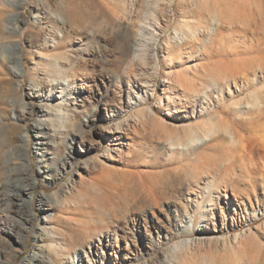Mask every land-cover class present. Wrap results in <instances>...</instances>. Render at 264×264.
<instances>
[{
	"label": "bare ground",
	"instance_id": "6f19581e",
	"mask_svg": "<svg viewBox=\"0 0 264 264\" xmlns=\"http://www.w3.org/2000/svg\"><path fill=\"white\" fill-rule=\"evenodd\" d=\"M26 1L28 0H0V22L5 26V29L10 17L9 10L25 7ZM171 1L166 0L163 5L160 0H155V2L146 1L148 5L153 6H150L146 11H142L136 20L132 16L128 17L127 25L130 28L125 26L126 23L124 24L123 22L121 29L117 31V37L122 40L120 51L122 50V53L128 58V65L131 67V73L126 75L122 86H119V80L116 84L117 89L120 91L119 93L123 96L111 99L109 104L106 103L98 107L95 113L90 115L88 120H85L89 125L95 122L97 118L107 123L105 130H102L100 134L106 144L104 156L107 160L114 159L124 163L132 158L134 143L127 135L134 131V121L130 122L127 118H122V113L146 103L148 97L155 92L162 61L168 60L172 62L174 53L181 46L189 47L192 44L214 43L216 39L223 41L225 38H213L220 32L222 25L219 11L225 9L226 12L233 13L237 9L233 7V3L230 0L200 1L196 6L200 11L207 9L208 1H210L211 7L215 10L209 20L210 24L204 27L192 25L182 15L185 13L182 11L179 16L183 18L178 21L174 32L169 33L165 37L163 45L159 46L160 59L157 55L160 35L167 23L173 20L172 15L169 14L173 12ZM59 4L60 11L58 12L51 9L49 5L45 4L44 10H42L41 6L37 8V4H35L36 10L32 11L33 18L29 36L36 38L38 33L35 31H42L41 29L45 28L40 27L43 16L50 21L49 28L43 32L48 35V40L52 41L53 46L59 45L58 43L63 41L64 38L65 40L69 38L73 28L78 30L79 27L76 28L75 26L74 16L76 14L73 15V9L69 8L68 4L62 0H59ZM131 8L132 5L130 10ZM139 21L143 24L141 27L137 26ZM154 25L159 29L155 30L153 28ZM20 32L21 27L15 24L13 28H8L7 33L4 32V36L1 34L3 37L0 38V75L10 76L11 79L16 80L15 90L20 88L21 79L25 76L26 70L22 56L24 48L22 46L17 48L18 44L15 42V37ZM254 39H235L234 43L239 42L240 44L236 43L231 46L229 53L232 59L229 62L226 59L216 61L219 65L225 64L226 66L229 64L231 66L229 71L227 70L223 74L219 73V75L208 73L209 84L207 86L203 85L200 90L191 87V85L183 86L180 77L175 72H168V70V73L166 72L163 76L162 90L166 94L167 106L171 105L173 107L174 115L172 116L184 121L194 118L203 119L201 126L186 125L184 136L174 135L172 132V135L168 133L169 135L164 136V142L162 141V143L166 154H177L178 157L190 155L189 157L195 161L205 162L208 161L211 154L208 155L206 150H223L225 146V150L227 149L226 153H224L225 155L221 152L223 157L219 156L218 158L222 157L219 161H217V157H213L214 160L210 158L212 160L208 162L211 165H205L207 162L204 164L201 162L206 167L203 168L200 165L202 169L186 173L185 179H183V186L179 187L180 189L177 191L176 201L167 199L173 202L167 204L164 215L166 220L175 226L174 231H171L166 226L167 224L164 220L155 219L154 215L152 217L155 221L147 217L146 212L151 208L148 205V207L139 209L140 214L137 217L134 218L132 216L133 221L130 225L127 223V217L120 218V232L118 228L94 231V228L88 225L87 222L78 221L75 225L79 230L78 234L81 236V242L77 245L66 242L61 246L55 238L53 230L48 229L45 226L46 224H43L36 230L34 240L38 242L43 241L44 238H51L52 241H48L47 253H44L42 249L33 250L22 264H125L130 260L128 258L129 252L134 254L135 258L133 260L136 261L135 264H179L186 253L194 249L186 239L167 246L165 252L158 257L159 261L152 263L141 259L144 258V254H148L147 252L158 249L162 245L161 239H163V242H167L180 233L186 234L194 229L200 228L208 232L213 231L212 228L216 230L218 224H221V227H228L230 224H241V218L245 222L262 216L264 214V172L260 178H251L242 172H237L238 158L236 157V154L241 156L247 146H249L244 136V132L249 131V129L254 132L251 133L253 134L251 137H254L264 149V38ZM249 40L253 41V43L246 45ZM101 46L97 42L94 46L95 54L82 55L78 53L75 59H72L71 55L63 51L46 56L49 66L46 68V75L42 79V83L44 81L49 86L58 84L60 92L59 95L53 96L51 93L52 86L48 88L49 94L45 97L47 103L43 105L50 111L49 113L47 112L48 123L44 124V127L48 129L44 130L41 124L35 125L38 135L41 134L48 137L50 142L55 143V140L51 139V137H56L57 135L52 132L57 134L65 128V123H72L76 113L89 103L90 96L84 92L88 87V62L91 59L103 63L107 61L104 55L100 54ZM37 64V61L33 62L34 73L37 69ZM66 65L69 67L66 68ZM198 66L207 73L208 69H206L204 64L200 63ZM192 67L194 69L197 68L195 65ZM67 71H70L72 77L66 74ZM3 78L5 79V77ZM132 78L135 80H132ZM74 79L81 80L79 87L77 83L72 81ZM124 84L126 87H124ZM29 85L35 87L31 94L33 97L41 94L39 80L36 77L32 76L30 78ZM75 92L81 94H76ZM124 96L127 97V100H124ZM202 96L205 100L200 99ZM160 99L162 100V98ZM141 110H143L142 115L147 112L145 115H149L147 117L153 119H150L151 123L154 120V123H160V120L157 121L158 118L154 117L153 113L149 111V108ZM10 116L18 119L16 112ZM0 120L2 121L3 118L1 117ZM245 123L250 125L246 127ZM157 124L156 126H158ZM257 131H262L263 134H259ZM67 135L69 134H65V137ZM28 138V131L24 129V131L22 130L18 133L15 141L19 140L24 143L27 142ZM99 144V146L103 147L101 142ZM5 146L4 144L1 148ZM95 147L97 146L92 142H84L81 136L79 139L72 137L70 142L66 143L68 150L61 152L60 168L65 169L68 165L72 167L76 165L77 167L78 162L76 160L84 158L81 169L76 168L79 172V183L85 185L94 198L100 199L101 190L96 188L93 182L83 183L81 171L82 169L88 171L96 167L104 168L107 164L98 155L90 157ZM8 149L3 151L2 160L0 161V173L2 174H0V193L3 192L2 197H9L8 182L13 183L12 179L15 174L12 172L15 170L12 165H16L14 160L19 159L17 156L22 155V150L21 154H18V151L13 152ZM112 150L115 151V155L111 154ZM26 151V149L23 150V159L25 160L23 169L21 168L17 173L29 179L28 186L29 190H31L28 195L30 198L36 178L33 176L31 159ZM36 157L38 161H43L42 154L37 153ZM46 167L48 166H45V170L48 169ZM198 180H202V188L197 184ZM127 183L130 182L127 181ZM123 184L128 186L126 183ZM20 191L17 192L20 193ZM77 192L80 197L87 196L81 190ZM172 192H174L173 189L171 194ZM161 195L162 193L157 197H152L155 203L164 202ZM53 197H56V194H42L37 200L38 208L44 213V218L42 219L44 223H47L51 217V213L48 212L49 208H51L52 204H56L57 198L53 200ZM27 204H29V200H27ZM30 211H33L34 214L32 216H35L34 209L31 208ZM203 221H207V224H211L212 227L202 224ZM91 232H94L93 235H91ZM257 235L258 233L252 231L249 227L245 232L235 233L232 237L223 236L209 239L207 244L212 246L217 252L233 250L234 264H264V244L254 245L249 242L251 239H255ZM195 244L194 246L204 245L202 242ZM124 249L128 253L123 254L121 250ZM243 251L247 252L244 253ZM203 264L225 263H216L214 260L207 259Z\"/></svg>",
	"mask_w": 264,
	"mask_h": 264
},
{
	"label": "rangeland",
	"instance_id": "374dc122",
	"mask_svg": "<svg viewBox=\"0 0 264 264\" xmlns=\"http://www.w3.org/2000/svg\"><path fill=\"white\" fill-rule=\"evenodd\" d=\"M62 1L68 4L69 8L73 9V15L76 14L74 21L76 22V28L79 27V31L73 28L69 38L66 40L64 38L63 41L58 43L59 45L53 46L52 41L48 40V35L43 32L50 26V21L48 18H44V16L40 27L45 28H42V31L33 30L38 33L36 38L29 36L33 18L32 11L36 10V6L37 8L41 6L42 10H44L46 4L58 12L60 11L59 0H28L25 7L9 10L10 17L6 29L0 22V38L5 35L4 32H8V28H13L15 24L21 27V32L18 34L19 36L16 35L15 42L18 44L17 48L21 46L24 48L22 56L26 66L25 76L21 79V86L18 90H15L16 80L11 79L10 76L0 75V118H3L2 121L0 120V161L5 149L9 148L8 150L13 152L18 151V154H21L22 150V155L17 156L19 159L14 160V162L16 161V165H12L15 169L12 172L15 174L12 179L13 183L8 182L9 197H2L3 192L0 193V197L4 198H0V264H22L25 258L33 250L37 249H42L44 253H47L48 241H52V239L44 238L43 241L38 242L34 240L36 230L43 224H46L45 226L48 229L53 230L54 236L61 246L66 242L77 245L81 242V236L78 234L79 230L75 225L78 221L87 222L88 225L94 228V231L118 228L120 232V218L127 217V223L130 225L133 221L132 216L135 218L140 214L139 209L151 206L146 212L147 217L153 220L154 218L164 220L167 224L166 226L171 231H174L175 226L171 222H168L164 215L167 204L173 202L168 200L176 201L177 191L180 189L179 187L183 186V179H185L186 173L202 169L201 167L203 166L204 168L206 167L205 165H211L208 162L210 158L217 157L216 159L219 161L225 155L224 153H226L227 149L225 150V146L223 150H206L208 155L211 154L208 161H205L207 162L205 165H203L204 161H195L189 157L190 155L178 157L177 154H166L162 143V141L164 142V136L172 135L173 133L174 135L184 136L186 125L201 126L203 119L194 118L184 121L172 116L174 115L173 107L171 105L167 106L166 94L162 90L163 76L168 70V72H175L180 77L183 86L191 85V87L200 90L203 85L207 86L209 84L207 79L208 73L219 75V73L223 74L227 70L229 71V67H231L229 64L226 66L225 64L219 65L216 61L226 59L229 62L232 59L229 53L231 46L236 43L240 44L239 42L234 43L235 39L249 38L255 40L254 38H264V0H230L233 3V7L237 9L235 10L234 8L235 11L233 13L226 12L225 9L219 11L222 25L220 32L216 36H213V38L225 39L223 41L216 39L214 43H202L201 45L192 44L189 47L181 46L174 53L172 62L168 60L162 61L156 90L148 97L146 103L122 113V118H127L130 122L134 121L135 126L134 131L127 135L134 143L132 158L122 163L114 159L107 160L104 156L106 144L100 134L102 130H105L107 123L97 118L95 122L89 125L85 120H88L98 107L106 103L109 104L111 99L123 96L119 93L120 91L117 89L116 84L120 81L119 86H122L126 75L131 73V67L128 65V58L122 53V50L120 51L122 40H120V37H117V31L121 29L123 22L124 24L126 23L125 26L130 28L127 25V18L132 16L136 20L142 11H146L150 6H153L148 5L146 1L155 2V0ZM160 1L162 5L166 2V0ZM200 1L202 0L171 1L173 12L169 14L172 15L173 20L167 23L160 35L157 51L160 59L159 46L163 45L164 39L169 33L174 32L178 21L183 18L179 16L182 11L185 12L182 15L195 27H204L210 24L209 20L215 10L211 7L210 1H208L207 9L200 11L196 7ZM35 4L37 5L35 6ZM131 5L132 8L130 10ZM236 11L237 13H235ZM138 25L141 27L143 24L139 21ZM153 28L155 30L159 29L156 25ZM97 42L102 45L100 54H103L107 61L103 63L91 59L88 62V87L84 92L90 96L89 103L76 113L73 118V125L67 122L65 123V128L59 133L55 134L52 132L57 136L51 137V139L55 140V143L50 142L48 137L41 134L38 135V130L35 128L37 124H41L44 127V124L48 123L47 112H50L43 106L44 103H47L45 97L49 94L48 88L52 86L46 85L44 81L42 83V79L46 75V68L49 66L46 56L62 51L71 55L72 59H75L78 53L82 55L95 54L94 46ZM246 43L248 45L249 43H253V41L249 40ZM35 61L38 64L34 73L33 62ZM200 63L204 64L206 69H208L207 73L206 71H202L198 66ZM194 65L197 66L196 69L192 67ZM65 67L68 68L69 66L66 65ZM187 68L188 70H186ZM66 74L71 76L70 71H67ZM32 76L39 80L41 88V94L34 97L31 94L35 87L29 85ZM132 80L135 79L132 78ZM72 81L77 83L78 87L81 85V80L74 79ZM53 86L51 87V93L53 96L59 95V85L53 84ZM124 87H126L125 84ZM75 93L77 94L78 92ZM113 94L116 96H113ZM200 99L205 100L203 96ZM124 100H127L126 96H124ZM144 108H149L153 116L158 118L157 121L160 120V123L157 121L158 124L154 123V120L152 124L151 120L153 119L147 117L149 115H145L147 112H144L145 114L142 115L143 110L141 109ZM14 112L18 114V119L10 116ZM249 125V123H245L246 127ZM24 129L28 131L29 135L27 142L23 143L19 140L16 142L15 137L22 130L24 131ZM45 129L48 128L44 127ZM251 133H254L251 129L244 132L247 145L249 146H247L241 156L240 154H236L238 158L237 172H242L251 178H260L264 172V149H262V146L259 145L260 143L254 137H251L253 135ZM257 133L263 134L262 131H257ZM65 134L69 135L65 137ZM80 136L83 137L84 142H92L97 146L91 152L90 157L98 155L107 162L104 168L96 167L88 171L81 170L83 183L93 182L95 187L101 190L100 199L94 198L88 192L87 187L79 183V172L76 168L81 169L80 167L83 165L84 158L76 160L78 162L77 167L76 165L73 167L68 165L65 169L60 168L61 152L68 150L66 143L70 142L72 137L79 139ZM99 142L103 144V147L99 146ZM4 144L6 146L1 148ZM25 149L31 159L33 176L36 178L35 185L32 186L33 191L30 198L28 195L31 190H29L28 186L29 179L17 173L25 162L23 159V150ZM37 153L43 155V161H38L36 157ZM111 154L115 155V151L112 150ZM219 156L222 157L218 158ZM44 165L48 166L46 167L48 168L47 170L44 169ZM200 165L202 166L200 167ZM17 167H20V169ZM125 178L128 179L125 180ZM127 181L130 183H127ZM123 183H126L128 186H125ZM197 184L200 188L203 187L202 180H198ZM172 189L174 192L171 194ZM78 190L83 191L87 196L80 197L77 192ZM17 191H20V193ZM161 193L164 202L155 203L152 197H157ZM42 194H56L53 200L57 198L56 204H52L48 210L51 213V217L47 223L43 222L44 213L38 208L37 200ZM27 200H29V204H27ZM149 203L152 205H149ZM99 207L100 209H98ZM31 208L34 209L35 216H32L34 213L30 211ZM153 215L154 218L152 217ZM241 221V224H230L228 227H221V224H218L216 230L212 228L213 231L208 232L200 228L194 229L186 234L180 233L167 242H163V239H161L162 245L158 249L144 254V258L141 260H148L152 263L159 261L158 257L165 252L167 246L186 239L194 249L187 252L188 254L186 253L179 264H203L207 259L214 260L216 263L234 264L235 257L233 250L217 252L207 243L209 239H213L214 237H232L235 233H243L250 227L252 231L258 233L255 239L249 241L250 244H264V214L255 220L244 222V219L241 218ZM202 224L212 227L211 224H207V221H203ZM198 242H202L204 245L198 246ZM194 243L198 247L194 246ZM121 252L123 254L128 253L125 249L121 250ZM243 252L246 253L247 251ZM128 254L130 260L125 264H135L136 261L133 260L135 258L134 254L130 252ZM117 255L119 254L117 253Z\"/></svg>",
	"mask_w": 264,
	"mask_h": 264
}]
</instances>
